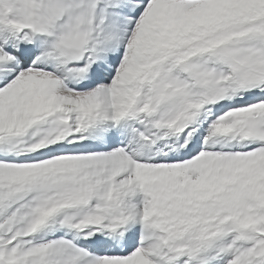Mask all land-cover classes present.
Listing matches in <instances>:
<instances>
[{
	"label": "snow or ice",
	"instance_id": "1",
	"mask_svg": "<svg viewBox=\"0 0 264 264\" xmlns=\"http://www.w3.org/2000/svg\"><path fill=\"white\" fill-rule=\"evenodd\" d=\"M0 264H264V0H0Z\"/></svg>",
	"mask_w": 264,
	"mask_h": 264
}]
</instances>
